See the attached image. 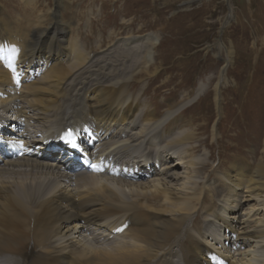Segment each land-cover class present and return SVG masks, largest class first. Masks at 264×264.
<instances>
[{
	"label": "bare ground",
	"instance_id": "6f19581e",
	"mask_svg": "<svg viewBox=\"0 0 264 264\" xmlns=\"http://www.w3.org/2000/svg\"><path fill=\"white\" fill-rule=\"evenodd\" d=\"M59 9L60 3L45 24L24 31L7 24L0 4V52L3 44L6 53L13 48L18 52L12 72L0 59V152L8 141L33 147L36 140L39 145L34 155H0V264H211L216 257L225 264H264L263 161L250 165L239 161L238 152H223L229 171L222 173L220 159L213 168L206 159L199 161L206 113L195 123L190 112L197 105L186 110L169 103L159 112L156 99H145L156 77L148 70L154 65L157 38L125 37V51L106 48V54L90 59L93 49L86 54L66 39L70 28L57 19ZM137 54L140 59L132 56ZM66 61L65 67L59 64ZM224 80L220 76L215 85L217 105ZM141 99L146 101L139 109ZM220 109L218 105L216 114L222 115ZM8 116L17 119L13 123L20 133L5 129ZM82 124L98 134L99 156L138 168L137 179L76 172L68 154L49 152L40 142ZM215 124L209 133L213 141L219 137ZM205 170L228 187L222 207L231 215L218 211L214 202V194L225 193L224 186L208 189L201 182L198 188L188 187ZM235 191L246 193L240 194L248 205L244 214L238 212L243 204ZM251 213L261 214L253 225L234 224ZM208 217L219 223L220 233L203 232ZM124 223L121 234L128 241L109 242ZM198 233L209 240H198ZM195 243L200 247L196 251Z\"/></svg>",
	"mask_w": 264,
	"mask_h": 264
},
{
	"label": "rangeland",
	"instance_id": "374dc122",
	"mask_svg": "<svg viewBox=\"0 0 264 264\" xmlns=\"http://www.w3.org/2000/svg\"><path fill=\"white\" fill-rule=\"evenodd\" d=\"M58 3L57 19L70 28L66 39L77 42L86 54L93 49L88 55L90 59L106 54V48L117 53L125 51L121 44L125 37L139 41L150 35L157 38L154 65L148 70L156 77L149 82L145 99H156L159 112L169 103L186 110L197 105L196 110L190 112L196 118L195 123L206 113L203 121L207 126L200 127L205 130L199 137L202 139L197 153L199 161L206 159L213 168L220 159L223 166L220 165L219 173L229 171L226 167L229 157L225 156L228 153L238 152L241 159L237 160L250 165L264 163V0H0L1 16L6 22L10 21L7 24L11 27L29 31L38 23L50 20ZM132 56L140 59V54ZM59 64L65 67L67 61ZM147 74L142 73V76ZM220 76L225 78L217 102L222 115L216 114L218 105L214 102L215 85ZM166 77L170 78L168 82L160 85ZM197 90L199 94L195 93ZM145 99L139 100V109ZM214 122L219 137L213 141L209 133ZM211 154L214 159L209 158ZM179 170L186 175V170ZM207 172L196 174L193 179L196 182H190L188 187L198 188L204 182L208 189H214L220 184L227 192L228 187ZM174 183L179 182L170 184ZM125 190L129 191L126 187ZM226 192L213 196L220 212L225 211L222 204ZM240 194L245 196L246 193L235 191L234 195L243 204L238 212L244 214L248 205L245 207ZM250 204H254L253 201ZM229 213L231 215L226 210L224 215L229 216ZM259 216L261 214L252 213L249 217L240 216L234 224L240 228L251 226ZM208 219L203 232L206 235H211L213 230L220 233L219 223L211 217ZM125 240L122 235L113 240V244ZM198 240L205 243L209 238L198 233ZM194 247L195 251L200 248L196 243ZM196 257L199 260V255Z\"/></svg>",
	"mask_w": 264,
	"mask_h": 264
},
{
	"label": "snow or ice",
	"instance_id": "6c2138e0",
	"mask_svg": "<svg viewBox=\"0 0 264 264\" xmlns=\"http://www.w3.org/2000/svg\"><path fill=\"white\" fill-rule=\"evenodd\" d=\"M68 135H70V133Z\"/></svg>",
	"mask_w": 264,
	"mask_h": 264
}]
</instances>
